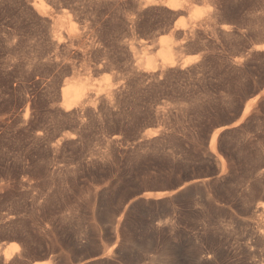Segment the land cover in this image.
I'll return each instance as SVG.
<instances>
[{
    "label": "rangeland",
    "instance_id": "obj_1",
    "mask_svg": "<svg viewBox=\"0 0 264 264\" xmlns=\"http://www.w3.org/2000/svg\"><path fill=\"white\" fill-rule=\"evenodd\" d=\"M166 1L0 0V264H264V0ZM194 65L216 90L151 83ZM69 82L87 94L67 109ZM210 106L225 116L197 139ZM144 115L161 139L109 129Z\"/></svg>",
    "mask_w": 264,
    "mask_h": 264
},
{
    "label": "trees",
    "instance_id": "obj_2",
    "mask_svg": "<svg viewBox=\"0 0 264 264\" xmlns=\"http://www.w3.org/2000/svg\"><path fill=\"white\" fill-rule=\"evenodd\" d=\"M215 76L210 74L209 72L205 73L201 78L197 79L196 76V66H191L184 70H179L175 73L172 70V73L165 76L164 79L160 80L159 82L153 81L151 82L153 85H169L172 84L177 85L178 87H183L184 91L182 95H187V97L195 98V97H203L204 94H210L217 88V82L214 80ZM172 82V83H171ZM189 122L192 128V133L194 137L197 139L203 138L207 133L212 130L213 125L216 123L217 118L224 117V112L222 108L210 106L207 109H203L200 111H194L190 113ZM150 125L153 128H157V125L150 122L148 115H144L138 118H135L133 123L130 124V121L121 122L119 119H114V123L109 126V129L118 134L123 135L124 141H131L133 142L134 139L138 138V130L143 125ZM228 125V124H223ZM163 137V133L158 134L153 139H161ZM176 145L185 146L186 141L182 140L181 138L176 139ZM194 144H190V149H194ZM221 151L224 152L222 146H220ZM191 169L188 174H195L199 176H213L215 171H213V165L208 164H201V163H193L191 165ZM92 174L96 176H102L107 173H99L98 171H91L87 173L90 177ZM120 177L125 178L126 176L125 171H121L119 173Z\"/></svg>",
    "mask_w": 264,
    "mask_h": 264
},
{
    "label": "bare ground",
    "instance_id": "obj_3",
    "mask_svg": "<svg viewBox=\"0 0 264 264\" xmlns=\"http://www.w3.org/2000/svg\"><path fill=\"white\" fill-rule=\"evenodd\" d=\"M146 1L149 2V3H151L154 0H146ZM166 2H171L172 5L175 6V7L182 5V3H181L180 0H167ZM207 7H211V6L209 4L206 5V6H201V7L195 5L194 6V9H195V12H194V16L195 17L194 18L195 19L201 18V16H202L201 8H207ZM185 25H186L185 22L182 23V26L183 27H185ZM225 26L226 25H224V27ZM159 39H160V42H161V51H162V53H163V55L165 57V62L168 63V64H174L176 62V59L174 58L175 41L172 38H170V35H163ZM263 48H264V44L256 45V49H263ZM199 56L200 55H198V54L186 55L185 56V60L182 62V64H186L188 62H192L193 60L199 58ZM146 63H147V65L144 68L146 70H155L157 68V66L155 64H152L150 62V59H146ZM114 85H115L114 82L111 80V78L108 77L107 87L109 88V90H111ZM86 94H87V91H86V88H85L84 85H81L78 82H72V83L69 82L62 89L63 105L65 106V108L69 109V108L73 107L74 105L78 104L79 101L84 96H86ZM222 128L223 127L219 128V129H222ZM158 133H159V130L158 129L150 128L147 131L146 136H153V135H156ZM185 187H187V186H185ZM185 187H183V188H185ZM195 187L193 188V190L195 189ZM191 189L192 188H190V190ZM184 190H186V189H184ZM191 192H192V190H191ZM171 207H172V205H171ZM263 208H264V206H263ZM115 228H117V227H115ZM11 246L12 247L8 246V247L4 248V251L3 252H4V255H5L6 259L11 258L14 250L17 249V245L16 244H11ZM169 247H170V245H169ZM169 247H165V248L168 249ZM172 256H173V253L171 251H169V252H167V257L166 256L165 257L169 261H173L175 256L174 257H172ZM198 259H199V257H198ZM177 263H179V262H177ZM35 264H50V261H43V262L35 263Z\"/></svg>",
    "mask_w": 264,
    "mask_h": 264
},
{
    "label": "water",
    "instance_id": "obj_4",
    "mask_svg": "<svg viewBox=\"0 0 264 264\" xmlns=\"http://www.w3.org/2000/svg\"><path fill=\"white\" fill-rule=\"evenodd\" d=\"M243 110H244V108H243ZM213 133H214V130L209 132L208 137H207L209 141L211 140Z\"/></svg>",
    "mask_w": 264,
    "mask_h": 264
}]
</instances>
